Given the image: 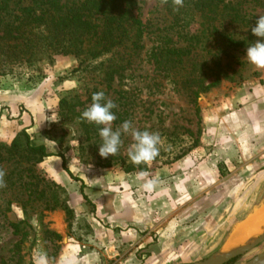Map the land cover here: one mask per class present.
<instances>
[{"label": "rangeland", "instance_id": "1", "mask_svg": "<svg viewBox=\"0 0 264 264\" xmlns=\"http://www.w3.org/2000/svg\"><path fill=\"white\" fill-rule=\"evenodd\" d=\"M133 12L145 25L144 47L129 57L110 88L102 73L78 68L72 55H56L51 64L42 62L39 71L30 72L23 66L0 74V169L6 173V186L0 188V264H36L38 254L46 255L47 264H179L203 260L224 247L227 250L241 221L264 201V170L257 181H240L242 187L236 194L231 187L233 182L225 181L228 171L221 158L227 149L221 148L224 136L218 133L219 110L227 97L239 88L247 92L254 83L263 82L264 67L247 60L248 46L234 50L235 57L221 56L231 77H222L217 85L199 95L198 122L194 103L182 88L185 71L166 76L154 69L147 54L157 44L159 34L168 35L181 46L194 43L195 38L189 37L200 33L202 19L196 14L184 26H174L165 4L158 0H139ZM252 13L257 19L263 14L258 8ZM221 29L236 36L243 32L234 24H223ZM258 39L261 38L254 36V41ZM191 62L196 67L202 62L210 65L211 55L197 43L185 62L188 69ZM97 91H103L117 105L113 110L117 115L114 129L128 120L133 129L160 134V154L153 161L147 165L132 163L131 134L122 136L116 155H99V126L79 119L91 103L88 96ZM62 99L66 100L63 104ZM56 116L57 121L50 120ZM21 129L35 142L43 143L50 157L35 164L23 155L22 158L8 153L6 149ZM186 158L196 164L207 159L211 180L202 185L198 179H187L185 171L180 170L177 200L169 199L167 205L161 203L156 208L164 214L173 211L172 218L179 215L180 221H173L175 229L180 230L178 243L166 239L164 252L153 254L148 247L158 243L155 227L135 232L133 226L123 225L114 232L109 230L104 214L97 212L91 199L94 194H102L106 201L105 196L112 189L117 199L124 194L123 184L110 183L109 174L150 172ZM130 166L134 169L126 171ZM259 169L264 168L247 174L254 176ZM192 186L194 193L184 194L182 189ZM203 186L207 190L204 193L200 189ZM141 194L147 195V191ZM20 220H24L20 223L21 232L15 235L10 223ZM107 238L111 239L108 244ZM145 238L148 242L144 244ZM95 248L98 253L93 255ZM174 249L183 254L166 259ZM263 251L264 240L225 264H244Z\"/></svg>", "mask_w": 264, "mask_h": 264}, {"label": "trees", "instance_id": "2", "mask_svg": "<svg viewBox=\"0 0 264 264\" xmlns=\"http://www.w3.org/2000/svg\"><path fill=\"white\" fill-rule=\"evenodd\" d=\"M138 1L0 0V74L23 66L30 72L39 71L42 62L51 64L56 55H72L78 61V68L102 73L104 83L110 88L129 57L144 47L145 25L133 12ZM174 7L172 0L165 4L172 25L182 26L183 23L184 26L198 14L202 19L200 33L189 37L195 38L194 43L182 46L168 35L159 34L157 44L150 48L147 57L154 69L166 76L185 71L182 88L194 103L199 122L196 100L222 77H231L224 69L227 63H222L221 56L235 57L234 50L254 42L251 27L255 26L257 18L252 10L261 9L264 15V0H184L179 11H174ZM223 24H234L243 32L236 36L221 29ZM197 43L211 55V64L202 62L196 67L191 62L192 67L188 69L185 62ZM208 77L212 79L206 81ZM91 96L92 93L89 100ZM65 102V99L60 100L61 104ZM6 151L11 155L17 153L19 157L23 155L35 164L50 155L45 145L35 142L25 129L17 133ZM132 169L134 167L130 166L126 171ZM138 169L143 170V167L138 166ZM23 221L10 223L15 235L21 232Z\"/></svg>", "mask_w": 264, "mask_h": 264}, {"label": "crops", "instance_id": "3", "mask_svg": "<svg viewBox=\"0 0 264 264\" xmlns=\"http://www.w3.org/2000/svg\"><path fill=\"white\" fill-rule=\"evenodd\" d=\"M218 117V133L220 136H224V139L220 141V146L227 149L226 156L221 158V163H223L228 171V177L225 181L230 180L233 182L231 187L234 186L233 190L236 194L242 187L240 181L248 179L257 181L264 170L259 169L258 173L254 176L247 174L256 168H264V81L257 84L254 83L251 91L244 92L243 88L237 89L235 93L227 97L223 108L221 107L219 110ZM49 157L47 156V158ZM243 159H246L245 163ZM180 170L185 171L187 179H192V181L198 179L202 185H207L211 180V169L207 159L203 160L200 164H196L191 158H186L177 163L162 165L148 172V178L156 179L158 182L151 191L144 189L147 191V195L141 194L144 191L143 185L145 180L139 179V174H109L108 180L110 183L119 182L123 184L124 194L121 196H119V193L116 194L121 197L117 199L114 196L115 190L112 189L105 196L106 201L102 194H94L91 196L92 202L95 203L97 212L104 214L106 222L110 225L109 230L111 232H114L116 228L123 225L133 226L132 229L135 232L145 229L150 230L155 227L158 234V243L149 245L148 249L153 251V254H161L164 252L163 246L167 245L166 239L172 238V244L178 243V233H180V230L175 229L176 225L173 221H175V218L180 221V217L177 215V217L172 218L173 211L170 210L164 214L163 212L156 211V208L161 203L167 205L169 199L171 201L177 200V195L180 193L177 183L182 178V175L178 173ZM136 187L138 189H135ZM192 187L182 189L185 190L184 194L192 195L191 193H194L195 189L194 186ZM204 187L200 188L202 193L207 191ZM156 190V194H153V191ZM263 213L264 201L253 209L244 221H241V225H243L255 216H260L261 219L263 218L260 223L262 225L248 231L247 235H245L247 238L244 236L245 238L243 237L241 242L235 246H240L243 242L245 244L248 243L254 238L249 239L250 237L259 231L258 234H260L264 230ZM157 218L158 221L156 222ZM250 232L251 234H249ZM131 235L130 237H134L133 234ZM111 238L113 239L112 236ZM110 240L107 238L106 244L110 243ZM147 242L148 238H145L143 243ZM96 253L98 252H96L95 248L92 254L95 255ZM180 254L183 253H180L179 249H174L167 254L166 259H172L174 256Z\"/></svg>", "mask_w": 264, "mask_h": 264}, {"label": "clouds", "instance_id": "4", "mask_svg": "<svg viewBox=\"0 0 264 264\" xmlns=\"http://www.w3.org/2000/svg\"><path fill=\"white\" fill-rule=\"evenodd\" d=\"M158 2L166 4L168 0H158ZM172 3L175 6L174 11H179L184 6V0H172ZM251 33L261 39L249 42L245 55L251 64L264 67V15H260L256 20L255 26L251 27ZM116 108V103L108 99L103 91H97L92 94L91 103L82 111L79 119L99 126L98 133L102 143L99 144L98 152L101 157L116 155L123 143L122 136L131 134L134 142L129 148L130 160L135 165L149 164L160 154L162 139L160 134L133 129L131 121L128 120L123 121L118 128L114 129L113 122L117 119V115L113 110ZM58 119L59 116H56L50 120L55 122ZM5 175V171L0 169V188L6 186ZM148 176L147 171H141L139 179L145 180L143 187L151 191L158 181ZM36 264H47L46 255L38 254Z\"/></svg>", "mask_w": 264, "mask_h": 264}, {"label": "water", "instance_id": "5", "mask_svg": "<svg viewBox=\"0 0 264 264\" xmlns=\"http://www.w3.org/2000/svg\"><path fill=\"white\" fill-rule=\"evenodd\" d=\"M263 240H264V230L260 234L256 235L245 245L235 247L228 251H226L224 247L221 251L215 253L214 255L206 259L189 262V263H179V264H225L229 262L231 259L236 258L237 256L242 255L248 250L254 248ZM244 264H264V251L256 254L251 259L247 260Z\"/></svg>", "mask_w": 264, "mask_h": 264}, {"label": "bare ground", "instance_id": "6", "mask_svg": "<svg viewBox=\"0 0 264 264\" xmlns=\"http://www.w3.org/2000/svg\"><path fill=\"white\" fill-rule=\"evenodd\" d=\"M258 214V213H257ZM264 215V214H263ZM262 215V216H263ZM254 216V215H253ZM264 217V216H263ZM263 219V218H262ZM262 219H261V217L260 216H255L254 218H252V219H250L247 223H245V224H243V225H241V227H239L238 229H237V232H236V236L228 243V248H227V250L226 251H228V250H231V249H233V248H235V247H238V246H235V245H237L239 242H241V240H242V238L245 236V235H247L246 233L248 232V231H250V230H252V229H254V228H256V227H260L259 225H262V224H260L261 222H262ZM258 229V228H257ZM260 232V231H259ZM258 232V233H259ZM257 233V234H258ZM249 234H251V232L249 233ZM249 234H248V236H249ZM253 234V233H252ZM257 234H255V235H257ZM255 235H253L252 237H250L249 239H251V238H253V237H255ZM246 238H247V236H245ZM244 237V238H245ZM232 238V237H231ZM248 240V239H247ZM241 245H245V242H243ZM240 245V246H241Z\"/></svg>", "mask_w": 264, "mask_h": 264}]
</instances>
